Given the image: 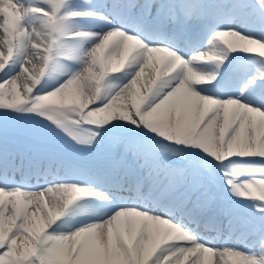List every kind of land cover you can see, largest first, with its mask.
I'll return each mask as SVG.
<instances>
[{
	"label": "snow or ice",
	"instance_id": "snow-or-ice-1",
	"mask_svg": "<svg viewBox=\"0 0 264 264\" xmlns=\"http://www.w3.org/2000/svg\"><path fill=\"white\" fill-rule=\"evenodd\" d=\"M41 2L47 7L25 0H0V26L12 37L5 40L6 51L0 53V71L14 51L24 57L20 71L0 81V109L35 113L77 144L89 147L99 132L84 129L88 133L84 135L79 131L81 125L104 128L120 121L165 144L202 150L217 162L231 157L264 159V102L254 106L202 94L198 86L209 83L214 75L194 70L200 79L192 83L186 72L177 71L181 60L220 64L227 52L258 53L256 56L264 58V40L217 28L210 43L218 42L224 54L196 53L200 60L186 61L166 44H148L121 28L104 33L73 32L75 19L101 14L69 8L68 0ZM257 2L264 11V0ZM109 6L121 18L131 19L138 32L155 40L169 29L204 21L219 8L210 0H110ZM37 22L38 28L33 26ZM92 37L95 42L79 57L78 47L67 42ZM53 56L78 58L83 66L54 90L32 95ZM170 59L176 63L170 64ZM133 64L137 67L129 82L97 104L105 78ZM106 161L109 172L125 179L137 196L146 186L156 207L134 203L99 222L56 233L49 229L70 205L85 197H103V193L64 182L35 191L0 187V264H212L213 254L227 256L223 264H264V224H245L247 234L259 244L257 255L200 243L176 220L177 215L197 219L214 213L216 195L197 179L203 173L161 159L155 145L120 136L110 138ZM8 167L6 155L0 152V173ZM15 171L27 174L33 169L20 164ZM206 171L211 183L210 167ZM225 183L233 196L258 202L264 215V176L240 182L226 178Z\"/></svg>",
	"mask_w": 264,
	"mask_h": 264
},
{
	"label": "bare ground",
	"instance_id": "bare-ground-1",
	"mask_svg": "<svg viewBox=\"0 0 264 264\" xmlns=\"http://www.w3.org/2000/svg\"><path fill=\"white\" fill-rule=\"evenodd\" d=\"M25 2L38 7H47V5L43 4L41 0H25ZM109 4L110 0H88L87 3H85L84 0L83 2L69 3L67 5L69 8L78 11L91 10L101 14L99 17L75 19L72 21L71 30L73 32L104 33L110 28H121L125 32L139 35L140 38L148 44L154 42L166 44L186 61L190 60L196 53H203L205 55L224 54L221 52L222 46L218 42L210 43L213 33L217 28H230L243 35L252 36L258 40H264V28L261 24H258L259 17L257 18L256 14L242 13L239 8L236 7L234 1L229 2L228 4H220L219 8L213 11L208 18L192 25L191 27L184 28V30L171 29V31L174 32L171 36H163L160 33L162 39L159 40H155L153 36L149 34L138 32L131 19H129V23L125 25L123 18L116 15ZM2 22L3 17L0 16V25H2ZM33 26L38 28V22L34 23ZM181 32L184 33L183 36L181 35ZM11 38V35L6 36L3 27L0 26V53L6 51L7 45L5 44V40ZM67 42L78 47L77 56L79 57L83 56L93 45L95 37L90 39H69ZM234 53L247 54L250 56L243 62L244 66L242 67V70L246 75L245 78L242 79L239 74H236V76L238 75L240 78L232 89H211L209 86L210 83H204L199 85L197 90L202 94L220 100L234 98L258 106L260 102H264V75H262L264 74V70L261 67L264 58L256 56L258 53ZM227 54H230V52H227ZM58 57L59 56H53L50 60L43 76L44 78L37 86V89L41 88V85L45 82L44 85L48 86L50 91L54 90L56 87L64 83L73 73L78 72L83 66L82 61L78 58L64 56L62 57L63 60L58 61ZM23 60V55L18 51H14L13 56L3 73L7 75V73L11 72L12 76H15L20 71ZM190 65L201 73L214 75L215 77L220 68V64L215 62L192 61ZM136 67L135 64L130 65L121 72L117 74H109L105 78L103 82L104 87H102L108 94V99L129 82L136 71ZM145 79H147V77H145ZM173 83H175V81H173ZM253 160H260V163L252 164L251 168L253 171H251L252 173L248 172L250 175L249 177L264 176V159L260 158L231 157L226 159L227 163L225 164L224 170H227V168L230 167L231 162L236 163L237 165L245 163L247 167V163ZM170 164L176 167L175 162ZM27 167L31 166L28 165ZM36 168L39 169L38 173L34 171ZM31 169H33V171L24 174L16 172L15 166H9L6 172L12 175L11 178L17 180H12L10 178L5 180L0 179V187H19L24 190L35 191L55 183L64 182L89 186L93 190L103 193V197H85L82 201L76 202L68 219L63 224L55 225L49 231L66 234L87 224L106 219L119 208L132 206L134 203L140 207H156L146 186L140 189L139 196H137V194L129 188L125 179H122L119 175H113L109 171L105 173H91V175L88 176L78 169H66L61 167L50 168L48 166L44 167L41 164L37 167H31ZM22 179L24 181H22ZM212 215L213 214H209L197 219L184 215H177L176 220L179 221L191 234L196 236L197 241L200 243H205L210 247L216 248L234 247L241 251L259 255V246L256 245L254 240H252L253 237L247 234L244 227H235L231 229L228 226L219 225L218 223L216 224ZM200 259L203 262L204 256L202 255ZM227 259H229L227 256L220 258L216 254H213L211 257L212 264H223L224 260Z\"/></svg>",
	"mask_w": 264,
	"mask_h": 264
},
{
	"label": "rangeland",
	"instance_id": "rangeland-1",
	"mask_svg": "<svg viewBox=\"0 0 264 264\" xmlns=\"http://www.w3.org/2000/svg\"><path fill=\"white\" fill-rule=\"evenodd\" d=\"M232 1L235 2L236 7H238L242 13L256 14L257 18L259 17L258 24H261L264 28V11L261 10L257 0H215L214 2L216 3L214 4H228ZM248 7L252 8L248 11ZM226 56H229V54H226ZM62 57L64 56H59V60H57L61 61L63 59ZM226 59L227 57L223 60V62ZM221 65H223V63H220V67ZM261 67L264 70V62L261 64ZM10 77H13L11 72L7 73V75L2 73L0 76V81ZM44 83L41 85V88L36 90L32 95H39L50 91L48 86L44 85ZM99 97L100 98H98L97 104L106 102L108 100V94L104 89L102 90ZM11 121L14 122L11 128H16L18 138L20 137L21 130H23V140L17 144L14 142V144L12 143L8 129L5 127L2 129L3 123L11 124ZM21 123L26 125L22 126L21 130H19V125ZM84 129H90L92 132H99V135L95 137L91 147L77 144L75 140L70 138L67 134L58 129L47 119L35 113L22 110L14 111L0 109V143L3 145V148H5V152L9 154V159L12 160V157L16 156L15 162L17 165H19V162H22L21 164L24 165L28 155H35L37 157L36 159H38L37 162H33L35 165L41 164L44 167L48 166L50 168L61 167L66 169H78L88 176H90L91 173L96 172L105 173L108 172L106 157L103 158L102 162H99V168H97L96 171H93V165H91L90 156L88 158L87 154L90 155L92 150L98 147V142L101 138L105 139L108 148L109 140L113 136H120L125 139H134L144 144L157 146L161 159L170 163L175 162L177 168H187L190 171L198 170L200 173H203V175L198 176L197 179L200 182L209 185L210 189L217 187L218 185L220 187L222 186V189L227 192L228 195L224 200L220 199L221 202L218 205V212L216 213L214 211L213 217L216 224H226L230 228L244 227L247 233L248 228L245 227L246 223L251 222L254 224H264V215H262L258 210V202L240 199L233 196L229 191L228 185L225 183L226 178H232L235 180V182L250 179L249 173L253 171L251 168L253 164L252 161L247 163V167L245 163L237 165L236 163L231 162L230 167H228L227 170H224L225 164L227 163L226 160L223 162H217L214 159L209 158L206 154L204 155L202 150H197L190 146L165 144L162 140H160L158 137H154L151 133L150 134L152 137L147 138L145 135H143L147 131L120 121H115L104 128H95L86 124L81 125L79 131H81L84 135H87L88 133L84 132ZM141 131H143V133ZM5 135L9 137L10 141L4 138ZM45 146L48 148V150H46L47 152L43 154L39 153L40 149L43 151ZM13 147H16L17 151L11 152L10 150ZM3 151L4 150H0V152ZM209 167L212 173L211 183L208 181V173L206 171V169ZM246 172L249 173L247 174ZM221 205L223 207L227 206V211L229 214L225 213L223 208L221 209ZM222 211V214H227L223 220H221L219 216ZM252 240L255 241L254 238ZM255 243L259 246L256 241Z\"/></svg>",
	"mask_w": 264,
	"mask_h": 264
},
{
	"label": "clouds",
	"instance_id": "clouds-1",
	"mask_svg": "<svg viewBox=\"0 0 264 264\" xmlns=\"http://www.w3.org/2000/svg\"><path fill=\"white\" fill-rule=\"evenodd\" d=\"M192 60H200V56L194 54L192 57ZM170 64H175L176 60L175 59H170L169 61ZM197 70L196 68L192 67L189 63H185L183 60H181L179 62V68L177 69V71L183 75L185 72L188 74V76L191 79L192 83L197 82V80H199V76L197 75V72L194 71Z\"/></svg>",
	"mask_w": 264,
	"mask_h": 264
}]
</instances>
